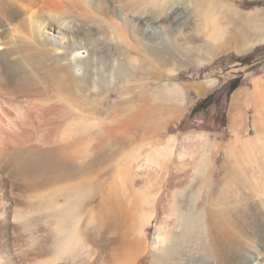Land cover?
<instances>
[{"label": "bare ground", "instance_id": "obj_1", "mask_svg": "<svg viewBox=\"0 0 264 264\" xmlns=\"http://www.w3.org/2000/svg\"><path fill=\"white\" fill-rule=\"evenodd\" d=\"M172 1L79 0L104 10V25L65 0H0V264H264V88L236 111L226 146L158 140L186 101V87L166 83V54L185 48L164 35L184 23ZM214 10L194 9L207 56L235 38ZM258 31L244 30L250 45ZM79 50L88 57L72 59ZM142 75L136 100L105 105L118 79ZM193 139L208 148L199 158Z\"/></svg>", "mask_w": 264, "mask_h": 264}, {"label": "rangeland", "instance_id": "obj_2", "mask_svg": "<svg viewBox=\"0 0 264 264\" xmlns=\"http://www.w3.org/2000/svg\"><path fill=\"white\" fill-rule=\"evenodd\" d=\"M65 1H68L73 6L78 7L80 8V10H83L85 12L98 14L105 25L107 16L105 11L101 10V8L98 9L96 8L93 10L89 5H86L85 3L82 2L80 3L79 0H65ZM246 1H256V0H173L172 1V4L178 5L177 10L182 18L181 21H183L184 23L183 26L182 25L181 27L180 25L178 26L179 31H172L170 29H166L164 35L167 34L169 36V37L167 36L168 38L167 41L170 42L174 41L175 43L178 42L176 46H178V44L183 45V47L181 46L182 49L185 47L186 48V49L184 48L185 51L188 52L186 54H190L189 56L192 55L194 59L192 58V60H190L189 57L186 58L187 56L183 55L185 54L184 49L183 51L181 50L183 52L182 55L177 56L178 59L177 57H170L168 54H166L168 56L166 57L167 61H169L167 71L168 70L170 71L169 73L171 74L170 76L176 75V77H169L166 83L170 85L178 84L180 86L186 87V98H185L186 101L185 104L181 107V111L178 113L177 117L165 126L163 133L158 138L159 141H165L169 137L170 138L175 137L181 142L183 137L185 136H191L194 138L197 136L202 137L203 135L204 136L207 135L214 144L226 146L234 142L235 140V136L233 133L234 115L238 110V108L241 107V105L244 104L246 106H251L253 104V100H250L248 98V94L253 92L255 89L247 90L243 92L241 97H239V100L236 99L238 97L237 96L231 105L232 107H230L232 95H230L229 97L228 92L233 82H235L237 79H240L241 81V78L239 77L240 74L246 75L245 79L248 80V87H252L254 80L259 79L261 81L260 88H264V43L262 42L263 44H260V46L257 48L256 53H251L250 56L245 57V59L247 58L246 59L247 63L258 62V64L247 68V70H245L242 73L239 74H235L236 72L232 73L229 71L228 66L232 61L235 60V58L232 57L230 50L227 49L226 46L218 48L216 45L213 48L214 49L216 48V50L218 48V52L216 53V50L213 49L214 54L212 53V55L207 56L205 52L206 49L209 47L205 45L206 36L203 35L201 30L196 31V29H194V21H197V18L195 20V18L193 17H197L194 14V9L196 8L198 3L202 5L213 4L215 8L214 10L215 16L220 19L219 24L221 25L223 24V27L225 26L224 28L226 30H230V32L235 30L236 26L233 25V20L235 21L236 18L242 17V15L245 14L246 18L244 19V21L240 22L241 24L242 23L244 24V29L248 30L249 32H256L259 29L258 33H260V31H263V29L261 28L264 22V9H261V7L263 6L258 5L256 7H247V6L245 7L244 3ZM257 1L264 2V0H257ZM46 2H44V5L41 2L42 7H41V3L40 6H38V8L40 7L39 8L40 11L37 9L38 10L37 12L39 13L38 15L43 16V14L46 13V10L49 9L51 10V8H49L50 5L49 7L48 5L46 6ZM52 10L54 11L53 8ZM25 24L26 23H24L23 21L21 25L19 24L17 26V30L20 31V34H22L23 32V30L21 29L27 31L24 28ZM257 24L260 26V28L257 26ZM192 28L194 29L193 31ZM254 29H256V31ZM190 30L192 31L191 34L194 35L193 37L191 34H189ZM195 31L201 34L199 35ZM180 32L182 33L183 36L185 35L183 33L185 32L188 33H186L184 38L181 39V37L183 36L181 35ZM119 33H121L119 37L122 36V39L124 40L125 38V35L123 34L124 32H119ZM194 33H196V35ZM24 35H28V33L25 32ZM163 36H161V38ZM170 36H172L173 38ZM186 36L188 37V39ZM165 38H162L161 41L162 40L166 41ZM150 39H152L150 42L151 44L155 43L154 36H151ZM158 39L159 38H157L156 41ZM258 42H260V39L253 40V44ZM193 43L196 45H194ZM164 47L167 48V46ZM189 50H191L190 51L191 53L189 52ZM70 55L72 59H85L88 57L89 54L85 50H79L72 52ZM256 56L258 59H255ZM220 58L221 60L218 61V59ZM74 72L79 76H81L82 74L84 75V69L82 67H75ZM233 74L235 75L233 76ZM142 77L143 78H141V80H137L131 84L129 83L130 85H128V83L125 82V80L121 78L118 79L116 82V86L113 87L110 93L108 94V97L105 101V105L112 106L120 102L124 98H128L129 96H132L134 100H136L141 94L140 91L142 85L145 83L144 80L145 78L143 75ZM210 80L211 81L216 80L217 83L210 87L207 85V83L210 82ZM150 82L152 83L150 85V88H156L160 86V84H162V82L156 83L153 80H151ZM253 115H254V110L247 109L246 117H245L247 122L245 128V132H246L245 135H247L246 138H250L255 135V131L253 130V123H254ZM196 140L197 139H195V141ZM192 141H193V144L191 145L192 149H190L192 150V153L190 150L189 151L191 154L195 153L194 154L195 157L197 156L201 157L204 155V153H206V151H208V148L203 147L200 144L199 140H197L195 144H194V139ZM193 145L196 146H194L193 148ZM204 148L205 149L207 148L206 151ZM216 149L217 148H215V150ZM216 151L217 153L215 159V164H216L215 175H216V179H220L224 175L223 164L225 161L224 160L225 154L223 151L219 149H217ZM202 188H203V182L201 180L199 184V189L202 190ZM154 189H155L154 186H150L147 188L146 191L154 192ZM149 233H151V237H152V233H153L152 228L149 229ZM149 261L150 258L147 257L143 259L139 264H148Z\"/></svg>", "mask_w": 264, "mask_h": 264}, {"label": "crops", "instance_id": "obj_3", "mask_svg": "<svg viewBox=\"0 0 264 264\" xmlns=\"http://www.w3.org/2000/svg\"><path fill=\"white\" fill-rule=\"evenodd\" d=\"M261 9H264V6L261 7ZM245 18H246V15L243 14L242 17L236 18L235 21L233 20V25L236 26V29L233 30L231 33H232L233 38L234 37L235 38L231 39V41L228 44L225 45L227 47V49L230 50L232 57L235 58V60L232 61L229 64V66H228L229 71L232 72V73L236 72L235 74L242 73L245 70H247V68L258 64V62H253V63L249 62V63H245L244 64V63L240 62V60H243V59H245V57L250 56L251 53H256L257 52V48L260 46V44L264 43V39H263V37H264V22H263L262 27H261V28H263V31H260V33H258V32L257 33H253L254 36H253V39L251 40V42H253V40H256V39H260V40L263 39V41H260L258 43H254V44L252 43L251 45L248 43L249 41H247V39L249 37L244 32V30H245L244 29V24L240 23L241 21H244ZM257 26L260 28V26L258 24H257ZM231 33H230V30H227V37L229 35H231ZM233 33H234L235 36L233 35ZM246 44H248V46H246ZM223 46L224 45H217L218 48L219 47H223ZM218 48L216 50V53L218 52ZM255 59H258L257 56H256ZM220 60H221V58L218 59V61H220ZM235 74H233V76ZM245 76L246 75H243V74L239 75V77L241 78V81H240L239 86L237 87V89H235L233 91V93H232L230 107H232L231 105H232L233 101L235 100V98L237 96L238 97L236 99L239 100V97H241L243 92H245L247 90H254V89H257L258 87L261 86V81L259 79H255L254 82H253V86L252 87H248V80L245 79ZM170 77H176V75L170 76Z\"/></svg>", "mask_w": 264, "mask_h": 264}, {"label": "trees", "instance_id": "obj_4", "mask_svg": "<svg viewBox=\"0 0 264 264\" xmlns=\"http://www.w3.org/2000/svg\"><path fill=\"white\" fill-rule=\"evenodd\" d=\"M258 5H261V6H264V2H259V1H246L245 3H244V6L246 7H256V6H258ZM247 59V58H246ZM246 59H243V60H240V62H242V63H247L246 62ZM239 83H240V79H237L235 82H233L232 84H231V86H230V89H229V92H228V95H229V97H230V95H232V93H233V91L235 90V89H237V87L239 86Z\"/></svg>", "mask_w": 264, "mask_h": 264}]
</instances>
